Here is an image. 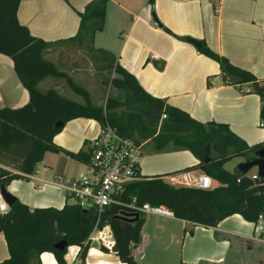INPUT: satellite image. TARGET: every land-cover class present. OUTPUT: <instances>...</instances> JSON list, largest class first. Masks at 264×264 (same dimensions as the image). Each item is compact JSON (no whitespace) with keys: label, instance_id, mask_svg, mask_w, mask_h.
I'll use <instances>...</instances> for the list:
<instances>
[{"label":"crops","instance_id":"obj_1","mask_svg":"<svg viewBox=\"0 0 264 264\" xmlns=\"http://www.w3.org/2000/svg\"><path fill=\"white\" fill-rule=\"evenodd\" d=\"M90 1L21 0L17 20L32 36L45 42L67 40L77 33V12L83 11ZM164 29L183 40L174 38ZM187 38L204 42L233 66L258 80L264 79V0H153V7L149 0H108L104 28L95 34L93 50L98 58L102 56L100 52L114 56L145 92L206 125L212 137L210 150L213 156H223L241 142L247 146L262 143L264 130L259 117V96L250 92L248 84H237L232 76H228L229 84L223 83L218 63L186 43ZM65 47H55L60 48L59 52L53 48L48 50L45 58L73 78L76 69L72 61L70 66L67 60L63 63L52 58L73 50ZM153 55L157 59H152ZM160 66L163 68L159 69ZM49 88L70 98L65 95L67 89L61 80L47 78L38 85L42 92ZM86 90L92 100V93ZM109 95L119 101L124 99V92L115 88L110 89ZM28 101V92L17 78L11 58L0 54V108L18 109ZM101 102L103 104L104 98ZM127 111L141 115L144 124L154 128L156 133H189L184 125L165 122L162 112L150 105H134ZM220 126L226 127L230 134L221 133ZM99 128L93 120L74 119L54 136L53 143L74 154L91 152L92 140ZM137 143L142 149L141 179L164 181L176 172L198 164L189 151L156 153L151 139ZM59 154L65 157L61 164H42L44 155L38 165V168L51 169L48 178L56 174L71 176L70 170L75 164L85 169L84 164L65 153ZM243 160L246 159L234 158L224 168L232 172ZM189 173L192 176L202 174L198 170ZM248 174H256V170ZM216 186L217 182L212 180V188ZM6 190L31 210H60L64 205H74L55 188L41 189L27 179L10 182ZM8 209L0 197V214H5ZM110 232L109 226L104 225L93 231L90 239H96L90 242L83 263L76 258L78 247H69L65 255L67 264H124L113 251V239L108 237ZM252 234V223L239 215L223 219L215 228H205L173 216L146 215L140 242L132 249V256L136 264H264V244L253 241ZM104 241L113 247L108 248ZM5 249L0 234V262L8 258ZM40 261L57 264L50 253H43Z\"/></svg>","mask_w":264,"mask_h":264},{"label":"trees","instance_id":"obj_2","mask_svg":"<svg viewBox=\"0 0 264 264\" xmlns=\"http://www.w3.org/2000/svg\"><path fill=\"white\" fill-rule=\"evenodd\" d=\"M20 1L0 0V54L11 58L16 76L29 95L28 103L21 108H0V188L7 187L14 180L24 179L23 175L33 174L46 153H65L73 160L87 164L90 152L74 154L53 143L54 136L63 128L55 129L57 123L64 126L71 120L82 118L93 120L101 127L108 124L121 136L137 142L151 139L156 153L189 151L198 164L175 174L198 170L217 182V186L210 190H200L172 186L159 178H143L126 185L122 194L125 203L135 199L139 206H160L178 220L205 228H215L220 221L232 215H239L252 224L256 222L264 213V180H253L236 169L229 172L224 165L234 158L247 159L264 148V141L254 146L241 142L231 152L213 156L210 150L212 137L206 125L196 122L166 101L149 95L114 56L100 52L102 56L98 58L93 50V40L95 34L104 28L108 0H91L83 11L77 12L79 26L76 35L55 43L32 36L26 27L19 24L17 10ZM149 4L153 7V0H149ZM164 31L183 40L166 29ZM61 45L88 52L98 64V70L112 73L106 82L111 88L123 91L124 99L119 101L105 96L102 105L94 104L83 86L45 58L48 50ZM198 52L218 63L223 83L229 84L228 76H232L237 84H248L250 92L259 96V117L264 130V79L258 80L249 72L233 66L204 42H201ZM47 78L61 80L64 88L80 101L67 98L53 88L40 91L39 83ZM207 84L209 86V82ZM141 104L161 111L165 122L186 126L189 133H156L154 128L144 124L141 115L125 110ZM219 129L223 134H230L226 127L220 126ZM119 212L118 207L109 208L97 223V214L92 209L64 205L60 210H31L15 200L5 214H0V233L8 251V258L0 264H42L40 256L43 253H50L57 264H67L65 255L69 247H78L76 258L83 263L90 249L91 234L106 222L118 260L124 264H136L132 249L140 242L144 216L140 215L136 222L126 223L118 218ZM63 241L66 249L57 251L55 246Z\"/></svg>","mask_w":264,"mask_h":264},{"label":"built area","instance_id":"obj_3","mask_svg":"<svg viewBox=\"0 0 264 264\" xmlns=\"http://www.w3.org/2000/svg\"><path fill=\"white\" fill-rule=\"evenodd\" d=\"M151 58L157 59V56L153 55ZM141 160V145L133 139L121 136L115 128L107 124L104 127L100 126L97 135L92 140L90 158L88 163L84 164L86 172L76 177L56 174L48 178L52 171L44 166L37 168L33 174L23 175V177L41 189L47 186L55 188L66 199L84 210H94L97 214V223L105 210L112 207L119 208V217L133 218L135 214L172 217L170 211L160 206L149 204L139 206L135 199L130 203L122 201L126 185L141 179ZM246 175L257 180L256 174ZM164 181L172 186H185L200 190L212 189L211 178L204 174L192 176L189 172L179 173ZM252 225L251 239L264 244V213H261ZM108 237L113 239L111 232ZM100 240L103 242V237ZM105 245L108 248L113 247L110 242H105Z\"/></svg>","mask_w":264,"mask_h":264},{"label":"rangeland","instance_id":"obj_4","mask_svg":"<svg viewBox=\"0 0 264 264\" xmlns=\"http://www.w3.org/2000/svg\"><path fill=\"white\" fill-rule=\"evenodd\" d=\"M64 49H68V47H65ZM53 50H60V48H53ZM52 50V51H53ZM56 60L58 58L61 62L65 63L67 60V64L71 66V61L73 62V66L75 67L76 71L73 73L74 77L73 79L83 86L85 89H88L92 93V102L96 105H102L101 101L106 96H110V89L111 87L107 84L106 80L112 75L110 71H100L98 70V64H96L90 54L86 51H78V50H67L66 52H61V54L54 55L52 57ZM118 92V91H116ZM118 94V93H115ZM70 97V99H73L75 101H80V99L73 95L69 90H67V94ZM111 97V96H110ZM127 111V108H125ZM62 158H65L64 155L58 154H46L45 158L42 162V164L45 165H52L54 163H62L61 160H64ZM243 160L242 162H244ZM229 166V165H228ZM86 172V169H84L80 165H74L73 169L70 170L71 176H77L80 173ZM251 172H255V169H252ZM71 202V201H69ZM1 234V233H0ZM3 236V235H2ZM4 238V237H3ZM5 241V240H4ZM6 246V243H5ZM6 253L8 256V251L6 247ZM4 261V260H3ZM2 261V262H3ZM0 262V263H2Z\"/></svg>","mask_w":264,"mask_h":264},{"label":"water","instance_id":"obj_5","mask_svg":"<svg viewBox=\"0 0 264 264\" xmlns=\"http://www.w3.org/2000/svg\"><path fill=\"white\" fill-rule=\"evenodd\" d=\"M185 42L192 45L193 47H195L197 50H199L201 48V42L191 39V38H187L185 39ZM63 127L62 123H57L55 125V129H61ZM252 169L256 170V176L257 179L259 180H264V148L263 149H259L256 152H254L251 156H249L244 162L240 163L237 165L236 170L237 172H239L242 175H246L248 174ZM0 197L2 198L3 202L8 206H12V204L15 202V198L10 195L7 190L6 187H1L0 188ZM120 220L126 222V223H133L136 222L139 218V216L137 214L134 215L133 218H128L127 216L125 217H118ZM104 227H108L109 224L106 222L103 224ZM66 243L60 242L59 244H57L55 246V249L57 251H64L66 249ZM114 251V248H113Z\"/></svg>","mask_w":264,"mask_h":264}]
</instances>
